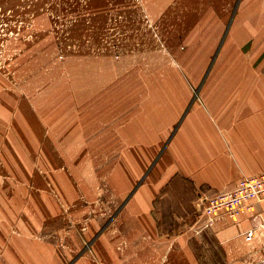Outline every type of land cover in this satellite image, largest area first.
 <instances>
[{
    "label": "rangeland",
    "instance_id": "374dc122",
    "mask_svg": "<svg viewBox=\"0 0 264 264\" xmlns=\"http://www.w3.org/2000/svg\"><path fill=\"white\" fill-rule=\"evenodd\" d=\"M232 5L219 3L216 19ZM147 6L0 0V264H245L257 256L243 241L225 250L213 230L200 232L198 201L161 200L157 237H138L136 222L122 219L120 188L146 178L184 117L217 102H264V85L250 89L243 32L231 21L167 26ZM121 129L161 139H119L135 136Z\"/></svg>",
    "mask_w": 264,
    "mask_h": 264
},
{
    "label": "crops",
    "instance_id": "0c3cea01",
    "mask_svg": "<svg viewBox=\"0 0 264 264\" xmlns=\"http://www.w3.org/2000/svg\"><path fill=\"white\" fill-rule=\"evenodd\" d=\"M147 2V7L154 17L168 20L167 26L175 27L176 20H181L182 26L186 23L190 26L217 27L227 25L228 21H231L229 26L232 25L243 32L244 38L239 36L238 39V53L249 58V83L253 87L250 89L258 90L260 85H264V77L261 76V66L264 65V33L259 42L261 44L257 45L259 28H264V0H216L211 1L212 6H209V0ZM231 2V14L225 19H216L223 10L222 7L219 8V3ZM192 4H205L206 8L202 10ZM210 15L211 19H215L213 23L202 22ZM254 66L257 67L255 71ZM254 72L255 79L252 74ZM215 104V108H211V114L210 108L207 113L204 109H196V115L184 117L175 127L169 142L164 143L160 153L157 152L158 155L146 178L140 180L136 186L135 182H132L133 184L120 188L121 196L125 197L120 209L122 219L128 218L136 222L138 237H157L163 234L158 215L161 200L169 194L174 196L176 206H181L182 203L194 204V192L198 195L200 191L230 188L241 175L264 172V102L249 100ZM121 132L135 136H121L119 139H161L160 133L155 132H130L126 129H121ZM132 188L134 190L128 194ZM201 223L200 219V232L213 230L217 240L226 250L234 241L245 243L242 233L247 228L264 224V200H261L255 209L244 214L233 217L220 214L211 225L203 226ZM260 239V242H253L255 249L264 241V237ZM256 252L258 253L257 250Z\"/></svg>",
    "mask_w": 264,
    "mask_h": 264
},
{
    "label": "built area",
    "instance_id": "2783aa9c",
    "mask_svg": "<svg viewBox=\"0 0 264 264\" xmlns=\"http://www.w3.org/2000/svg\"><path fill=\"white\" fill-rule=\"evenodd\" d=\"M264 200V172L254 175H241L233 186L221 190L198 192L196 204L203 217V225H211L214 220L224 214L229 217L244 214L256 208ZM245 243L258 251L255 258L245 264H264V241L256 248L253 242H260L264 237V224L252 225L243 233Z\"/></svg>",
    "mask_w": 264,
    "mask_h": 264
}]
</instances>
